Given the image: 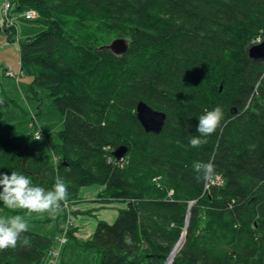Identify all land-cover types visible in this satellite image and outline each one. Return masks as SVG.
Wrapping results in <instances>:
<instances>
[{"label":"trees","instance_id":"trees-1","mask_svg":"<svg viewBox=\"0 0 264 264\" xmlns=\"http://www.w3.org/2000/svg\"><path fill=\"white\" fill-rule=\"evenodd\" d=\"M11 2L46 25L19 39L21 70L64 121L60 142L36 139L37 125L26 134L1 121L10 101L0 98V173L45 190L60 176L68 201L99 184V200L125 203L85 242L101 264H166L183 235L170 264H264V59L249 54L264 38V0ZM116 37L129 42L121 55L106 47ZM140 100L166 114L159 133L138 120ZM217 106L220 126L191 147L199 117ZM121 145L118 165L108 158ZM210 160L221 184L197 179L193 164ZM56 243L28 229L0 264H48Z\"/></svg>","mask_w":264,"mask_h":264},{"label":"rangeland","instance_id":"rangeland-1","mask_svg":"<svg viewBox=\"0 0 264 264\" xmlns=\"http://www.w3.org/2000/svg\"><path fill=\"white\" fill-rule=\"evenodd\" d=\"M4 1L0 0V28L2 27L1 8ZM23 13L14 14L17 33L11 40L3 32L4 30H0V67L2 68L0 98L4 97L10 101L1 121L7 125H14L26 134L33 131L37 125L44 130L47 141L60 142L57 132L63 126L64 116L52 106L47 89L39 87L36 93L33 92L31 87L33 77L21 70L19 39L42 32L46 25L41 21L26 19ZM102 188L99 184L82 186L77 198L70 201V216L73 224L69 228L71 231L69 241L63 246L58 264H101L102 253L98 248L87 247L85 242L93 237L99 222L114 223L120 208L125 206L122 202L107 203L99 200L98 195ZM64 213L63 206L55 214L0 207V216L22 215L30 230L52 236L57 242L61 230L65 227Z\"/></svg>","mask_w":264,"mask_h":264},{"label":"clouds","instance_id":"clouds-1","mask_svg":"<svg viewBox=\"0 0 264 264\" xmlns=\"http://www.w3.org/2000/svg\"><path fill=\"white\" fill-rule=\"evenodd\" d=\"M222 119L223 110L219 106L201 115L196 129L199 135L190 138V146L198 148L206 144V138L217 130ZM193 169L197 173V179L205 183L210 182L215 175V164L211 160L196 162ZM68 195V187L60 176L55 178L51 189L45 190L40 186H33L32 181L23 174L15 171L10 175L0 173V201L9 209L55 214L62 205H67ZM28 229L29 225L22 215L0 216V250L16 247L21 235Z\"/></svg>","mask_w":264,"mask_h":264},{"label":"water","instance_id":"water-1","mask_svg":"<svg viewBox=\"0 0 264 264\" xmlns=\"http://www.w3.org/2000/svg\"><path fill=\"white\" fill-rule=\"evenodd\" d=\"M106 47L113 53L121 55L128 50L129 42L124 37H118L113 39V41L106 45ZM249 54L252 58L264 59V41L251 46L249 48ZM136 116L147 132L159 133L163 129L166 122V114L164 112L152 108L144 101L138 102L136 107ZM112 153L116 159H122L127 153V147L125 145H121L114 149ZM183 241L184 235L176 245V250L180 248ZM172 261L173 258H171V260L166 264L171 263Z\"/></svg>","mask_w":264,"mask_h":264},{"label":"built area","instance_id":"built-area-1","mask_svg":"<svg viewBox=\"0 0 264 264\" xmlns=\"http://www.w3.org/2000/svg\"><path fill=\"white\" fill-rule=\"evenodd\" d=\"M15 13L13 12V5L11 0H5L2 5V28L4 29H15ZM23 16L26 19H36L38 18L39 14L36 12L34 9H28L24 11ZM263 41L261 36L256 37L251 45L261 43ZM11 74V73H10ZM34 136L36 139H46V135L43 132V130L39 127H37L34 131ZM109 161H113L114 158L113 156H110L108 158ZM55 162L57 164V160L55 157ZM159 177H155L154 180L158 181ZM70 202L68 201L67 205L64 206L63 208L65 210L66 218H65V227L61 230V235L60 238L58 239V245L52 247L49 250V262L48 264H57L58 259L60 258L63 246L68 242V231L71 225L73 224V221L70 216V207H69Z\"/></svg>","mask_w":264,"mask_h":264},{"label":"bare ground","instance_id":"bare-ground-1","mask_svg":"<svg viewBox=\"0 0 264 264\" xmlns=\"http://www.w3.org/2000/svg\"><path fill=\"white\" fill-rule=\"evenodd\" d=\"M15 31H16V30H15ZM15 33H17V31H16ZM261 37H262V36H261ZM254 39H255V38H254ZM262 39H263V41H264V38H262ZM19 43H20V42H19ZM19 45H20V44H19ZM140 101H143V100H140ZM144 102H145V101H144ZM149 106H150V105H149ZM136 107H137V106H136ZM152 108H153V107H152ZM112 154H113V153H112ZM112 156H113L114 160L117 161V162H115V164H118V165H123V164H124V162H123V160H122L124 157H123L122 159H116V158L114 157V155H112ZM154 181H155V180H154ZM211 182H212V183H215V182H216V183H218V184H221V183H222V179H220V177H217V179H213V178H212V181H211ZM172 194H173V192L170 191V192H169V195L172 196ZM181 246H182V244H181ZM181 246H180V248H181ZM175 247H176V246H175ZM180 248H179V249H180ZM174 249H175V248H174ZM179 249H178V250H179ZM178 250H176V249L173 250L172 253H171V255H170V257H169L168 260H166V261L169 262V261L171 260V258H174L175 254L177 253ZM167 262H166V263H167ZM168 264H170V263H168Z\"/></svg>","mask_w":264,"mask_h":264},{"label":"crops","instance_id":"crops-1","mask_svg":"<svg viewBox=\"0 0 264 264\" xmlns=\"http://www.w3.org/2000/svg\"><path fill=\"white\" fill-rule=\"evenodd\" d=\"M1 9H2V8H1ZM3 32H4V31H3ZM0 69H2V68L0 67ZM5 74H6V72H5ZM1 75H2V72H0V77H2ZM3 98H4V97H3ZM43 131H44V130H43ZM98 196H99V195H98ZM114 203H115V202H114ZM62 206H63V205H62ZM64 215H65V214H64ZM59 230H60V229H59ZM68 240H69V231H68ZM67 243H68V242H67ZM67 243H66V244H67ZM55 245L57 246L58 243H56ZM62 250H63V249H62ZM61 255H62V252H61ZM61 255H60V256H61Z\"/></svg>","mask_w":264,"mask_h":264}]
</instances>
